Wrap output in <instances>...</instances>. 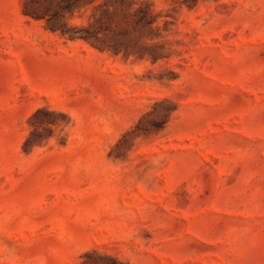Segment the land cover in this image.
<instances>
[{
    "label": "rangeland",
    "instance_id": "obj_1",
    "mask_svg": "<svg viewBox=\"0 0 264 264\" xmlns=\"http://www.w3.org/2000/svg\"><path fill=\"white\" fill-rule=\"evenodd\" d=\"M0 264H264V0H0Z\"/></svg>",
    "mask_w": 264,
    "mask_h": 264
},
{
    "label": "trees",
    "instance_id": "obj_2",
    "mask_svg": "<svg viewBox=\"0 0 264 264\" xmlns=\"http://www.w3.org/2000/svg\"><path fill=\"white\" fill-rule=\"evenodd\" d=\"M56 30H59L62 35H68V37L70 39H73V38L77 37V35H75V33H73V31H72L73 34H70L69 31H67L64 28H60V27H58Z\"/></svg>",
    "mask_w": 264,
    "mask_h": 264
}]
</instances>
